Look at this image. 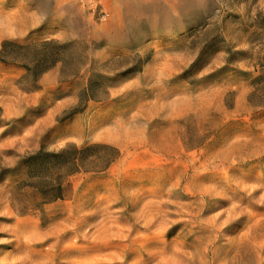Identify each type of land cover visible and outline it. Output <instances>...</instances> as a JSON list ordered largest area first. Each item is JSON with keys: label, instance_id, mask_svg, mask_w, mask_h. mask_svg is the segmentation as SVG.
Returning a JSON list of instances; mask_svg holds the SVG:
<instances>
[{"label": "rangeland", "instance_id": "rangeland-1", "mask_svg": "<svg viewBox=\"0 0 264 264\" xmlns=\"http://www.w3.org/2000/svg\"><path fill=\"white\" fill-rule=\"evenodd\" d=\"M5 41L57 63L0 62V264H264V0H0ZM67 145L119 158L44 204Z\"/></svg>", "mask_w": 264, "mask_h": 264}, {"label": "trees", "instance_id": "trees-1", "mask_svg": "<svg viewBox=\"0 0 264 264\" xmlns=\"http://www.w3.org/2000/svg\"><path fill=\"white\" fill-rule=\"evenodd\" d=\"M51 43L53 42L35 41L21 45L17 42L5 41L0 48V62L20 64L30 76L38 80L57 63V60L45 51H38V48H46ZM9 46L13 47L14 51H8ZM36 52L38 53L35 54ZM1 115L2 110L0 108V117ZM92 148H101L112 152V154L104 160L89 162V158L80 156V152L83 150L75 145H67L57 154L44 153L40 150L25 159L20 165L25 169V175L30 180L47 179L48 182L43 188L46 191H41V199L44 204H47L61 198V185L65 178L80 173L104 172L119 158V153L115 148L105 145H94ZM90 149L88 147L84 150Z\"/></svg>", "mask_w": 264, "mask_h": 264}]
</instances>
